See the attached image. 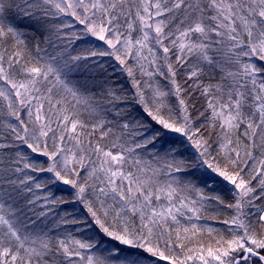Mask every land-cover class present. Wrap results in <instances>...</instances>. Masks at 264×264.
Here are the masks:
<instances>
[{
  "label": "snow or ice",
  "instance_id": "6c2138e0",
  "mask_svg": "<svg viewBox=\"0 0 264 264\" xmlns=\"http://www.w3.org/2000/svg\"><path fill=\"white\" fill-rule=\"evenodd\" d=\"M0 264H264V0H0Z\"/></svg>",
  "mask_w": 264,
  "mask_h": 264
},
{
  "label": "trees",
  "instance_id": "16d2710c",
  "mask_svg": "<svg viewBox=\"0 0 264 264\" xmlns=\"http://www.w3.org/2000/svg\"><path fill=\"white\" fill-rule=\"evenodd\" d=\"M222 195H225V198H226V200H228L229 199V197L226 195V194H224V193H221ZM65 207H67V206H65ZM228 214H230L228 211H221L220 213H219V215L221 216V217H223V216H225V215H228ZM208 224H211V225H213V226H218L217 225V222L216 221H208L207 222Z\"/></svg>",
  "mask_w": 264,
  "mask_h": 264
}]
</instances>
